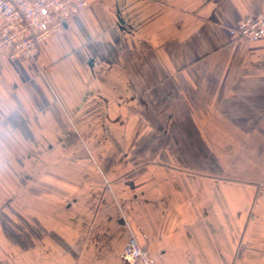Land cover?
Returning <instances> with one entry per match:
<instances>
[{
	"label": "crops",
	"instance_id": "crops-1",
	"mask_svg": "<svg viewBox=\"0 0 264 264\" xmlns=\"http://www.w3.org/2000/svg\"><path fill=\"white\" fill-rule=\"evenodd\" d=\"M264 0H87L0 63V264H264ZM142 264V263H136Z\"/></svg>",
	"mask_w": 264,
	"mask_h": 264
},
{
	"label": "built area",
	"instance_id": "built-area-1",
	"mask_svg": "<svg viewBox=\"0 0 264 264\" xmlns=\"http://www.w3.org/2000/svg\"><path fill=\"white\" fill-rule=\"evenodd\" d=\"M87 0H0V63L7 55L38 57L44 40L69 23L73 13L84 8ZM235 39L264 41V13L249 16L229 30ZM127 264H153L135 237L121 253Z\"/></svg>",
	"mask_w": 264,
	"mask_h": 264
}]
</instances>
